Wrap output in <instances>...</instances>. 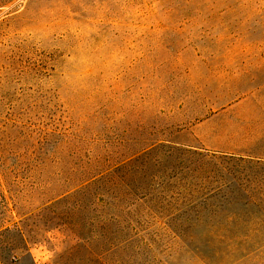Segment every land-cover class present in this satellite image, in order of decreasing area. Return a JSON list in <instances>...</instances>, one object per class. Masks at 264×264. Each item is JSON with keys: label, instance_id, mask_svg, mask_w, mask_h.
<instances>
[{"label": "rangeland", "instance_id": "1", "mask_svg": "<svg viewBox=\"0 0 264 264\" xmlns=\"http://www.w3.org/2000/svg\"><path fill=\"white\" fill-rule=\"evenodd\" d=\"M246 212L264 0H0L1 264H264Z\"/></svg>", "mask_w": 264, "mask_h": 264}, {"label": "trees", "instance_id": "2", "mask_svg": "<svg viewBox=\"0 0 264 264\" xmlns=\"http://www.w3.org/2000/svg\"><path fill=\"white\" fill-rule=\"evenodd\" d=\"M218 187H220L219 189H221L222 188V186L221 185H219ZM216 193H218V194H220L221 193V191H218V192H216ZM248 195H247V199H248V203L246 204V207H248L247 209H248V212H249V206L250 205H252V204H256L255 202V200H254V198H251V193L248 191V193H247ZM224 198H228V197H224ZM257 205V204H256ZM248 212H246V216H248L249 218L248 219H246L245 217H244V214H238V213H236V214H229L228 216L230 217V218H234V220L233 221H236V222H240L239 220H243L244 222H246V223H248V222H250V221H252V220H254V219H257V223H263L264 222V216H261V215H255V217H253V216H251V213H248ZM249 214V215H248ZM253 222V221H252Z\"/></svg>", "mask_w": 264, "mask_h": 264}, {"label": "built area", "instance_id": "3", "mask_svg": "<svg viewBox=\"0 0 264 264\" xmlns=\"http://www.w3.org/2000/svg\"><path fill=\"white\" fill-rule=\"evenodd\" d=\"M34 264H41V263H37V262H35Z\"/></svg>", "mask_w": 264, "mask_h": 264}, {"label": "crops", "instance_id": "4", "mask_svg": "<svg viewBox=\"0 0 264 264\" xmlns=\"http://www.w3.org/2000/svg\"><path fill=\"white\" fill-rule=\"evenodd\" d=\"M1 264V263H0Z\"/></svg>", "mask_w": 264, "mask_h": 264}]
</instances>
